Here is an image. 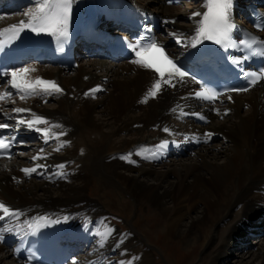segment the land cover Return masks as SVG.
<instances>
[{"label":"bare ground","instance_id":"1","mask_svg":"<svg viewBox=\"0 0 264 264\" xmlns=\"http://www.w3.org/2000/svg\"><path fill=\"white\" fill-rule=\"evenodd\" d=\"M22 1L9 0L5 9ZM27 1L24 13H11L0 27L27 21L25 13L35 11L39 0ZM91 1L99 18L95 0ZM132 1L162 16L157 33L174 55L189 52L200 20L192 13L206 11V0H184L186 7L167 0ZM234 1L257 2L264 9V0ZM87 4L83 0V7ZM134 60L95 57L78 65L72 75L64 68L26 64L23 67L36 69L30 79L55 81L63 92L29 96L23 104H17L19 97L7 76L0 92H12L14 103L4 101L11 105L3 108L0 102V123L35 135L26 125L16 127V118L31 119L34 113L55 127L47 142L38 132L40 140L26 156L0 158V202L20 213L0 220V234L5 236L0 264H24L12 256L9 244L39 218L52 215L75 226L69 238H81L82 245L92 243L84 257L73 255L69 264H159L155 244L165 257L174 253V264H264V230L252 224L254 217L264 214V82L247 92L225 94L207 107L187 97L193 87L185 78L143 102L158 75ZM97 86L102 90L85 95ZM47 98L50 101L43 103ZM14 107L31 113L16 114ZM181 110L207 115L209 121L203 125L185 121L184 129H178L174 118L181 119ZM185 130L192 134V142L182 150L175 148L176 157L150 155L152 144L178 139ZM60 132L65 135L56 139ZM208 132L213 133L210 139L204 135ZM65 141L64 148L54 151ZM38 153L46 159L27 162ZM129 154L134 163L121 158ZM36 164L47 167L31 176L21 171ZM61 164L63 169L57 167ZM60 171L65 175H57ZM90 186L94 191L88 195ZM121 212L126 217L120 227L111 216ZM139 212L145 222L137 220ZM252 232L262 233L254 250L246 244Z\"/></svg>","mask_w":264,"mask_h":264},{"label":"snow or ice","instance_id":"2","mask_svg":"<svg viewBox=\"0 0 264 264\" xmlns=\"http://www.w3.org/2000/svg\"><path fill=\"white\" fill-rule=\"evenodd\" d=\"M72 2L73 0H39L36 5V10L33 12L25 13V16L28 17L27 21L20 20L17 24L9 25L6 28L0 29V35L13 31L17 36L24 30H30L35 33H48L52 35H58L60 37H66L68 35V25L72 11ZM169 3H172L173 0H168ZM233 6V0H206L204 7L207 9L204 12H193L192 17H200V20L197 22L196 35L193 38L195 43H199L202 40H211L217 44H222L230 40V34L236 25L232 22L231 18V9ZM2 19V17H0ZM260 25H258L259 27ZM179 42V40H178ZM241 45L246 47H251L248 41L241 40L239 42ZM225 46L229 45L225 43ZM235 46V45H232ZM134 55L135 60L133 63L136 65L152 69L157 75L158 78L154 81L152 87L148 90L147 95L143 102H147L150 98H155L165 86L175 87L174 80L184 81L186 77L189 76V73L185 72L180 68L177 63L169 58L167 53L164 51V48L161 44L157 43L155 40L145 42V39L141 37L139 40H136L133 44L130 45ZM257 54L264 56V51H260ZM248 59V57H244ZM240 63V61H237ZM34 67H22L5 73L6 76H9L10 79L7 80V84L16 90V94L20 100H26L29 96L33 95H53L56 93H62L63 89L55 82L51 80H44L41 77H36L34 79L29 78V73L35 72ZM245 78L247 79L248 86L243 88H233L229 89L231 92H247L251 87H254L259 82L264 81V69H261L259 72L244 73ZM100 86L90 89L85 95H94L96 92L101 91ZM12 92L5 91L0 92V102L12 101ZM195 98L206 100V101H216L221 97V93H218L214 90L208 88H201L200 91H196L192 94ZM228 100H231L232 97L228 96ZM14 103V101H12ZM182 111V110H181ZM228 110H225V115ZM12 112L16 114L22 113H31V109L14 107ZM219 113V109H217ZM183 115H194L199 116L200 119H205L203 116H200L199 113H187L183 112ZM5 115H7L5 113ZM21 125H26L30 130H35L43 135L45 142L49 139H52L51 134L52 126L49 124L45 118L32 114L31 119H26L24 117L16 118V127ZM37 125H48V127L40 128ZM10 127L7 123H0V129H8ZM165 132H169L168 128L163 129ZM65 135L64 132L55 134V138L59 139L60 136ZM205 138L210 139L213 133H205ZM14 143V138L4 139L0 138V155H4L8 159H11L12 156L8 152L12 148ZM68 142H61L54 151H60L66 146ZM167 141H164L161 147L166 146ZM43 153V149H41ZM131 154L127 157H121L122 159H127L129 162L134 163L135 161L131 160ZM46 159V155H41L38 153L36 156L32 157L33 161ZM44 164H36L33 167H26L21 169V171L26 176H31L33 173L40 174L38 172L41 168H46ZM59 169H63L65 165H57ZM59 176H64L65 173L60 171L57 173ZM0 211L3 215H0V220H4L8 216H16L20 213L10 209L3 202H0ZM0 240H3V236H0Z\"/></svg>","mask_w":264,"mask_h":264},{"label":"rangeland","instance_id":"3","mask_svg":"<svg viewBox=\"0 0 264 264\" xmlns=\"http://www.w3.org/2000/svg\"><path fill=\"white\" fill-rule=\"evenodd\" d=\"M186 5H187V3L184 1V0H180V1H177V2H175V4L173 5V6H176V7H179V6H182V7H186ZM95 57H93V58H89V57H87V56H85V57H83L81 60H78L79 61V65L82 63V62H87L88 61V59H94ZM84 59V60H83ZM78 67L79 66H77L76 68H71L70 69V71H67V74L68 75H72V72H73V70L75 69H78ZM47 102H49V101H47ZM47 102H45V103H47ZM212 123V122H211ZM217 141V140H216ZM216 141H213V142H215L216 143ZM169 159H172V158H169ZM26 160V159H25ZM93 186H90L87 190H86V192H87V194L88 195H91V194H93V191H94V187L92 188ZM115 196L116 197H118V195L117 194H115ZM143 211H142V213L144 214V212H145V210H146V208L145 209H142ZM131 215H132V213H130ZM136 216V218H137V220L138 221H141V222H143L144 220H143V216H141L140 215V212L137 214V215H135ZM112 218H111V221H114V223H115V225L116 226H122V224H124V217H126V215L123 213V212H121V215H118L117 217L116 216H111ZM129 217H131V216H129ZM260 217H257V218H253L252 219V224H253V226L255 225L256 227L259 225L258 224V220H262L261 218L259 219ZM118 220V221H117ZM119 223V224H121V225H119L117 222ZM145 222V221H144ZM260 223H262L261 221H260ZM135 225H137L136 223H135ZM260 227V226H259ZM261 227H263L262 229L264 230V225H262ZM256 233H258V232H256ZM252 234H255V232H252ZM262 235V233L260 232L257 236H255V235H253V236H249V238H248V241L246 242V244L248 245V246H251V247H253V250L254 249H256V242L255 241H260V236ZM151 243H153V244H155V239L154 238H149L148 239ZM157 247L154 249L155 251H156V253H157V258H156V260L158 261V263L159 264H174V261L175 260H177V258H176V256L174 255V253H172L173 254V256H171L170 254L169 255H166V257H165V255H164V250H162V248H160L157 244H155ZM179 249V248H178ZM230 250H232V249H230ZM181 251V249H179V252ZM178 251H176V254L178 253V254H180ZM231 253H234V251L233 252H231ZM169 256V257H168ZM8 259H10L9 257H8ZM9 261V260H8Z\"/></svg>","mask_w":264,"mask_h":264}]
</instances>
